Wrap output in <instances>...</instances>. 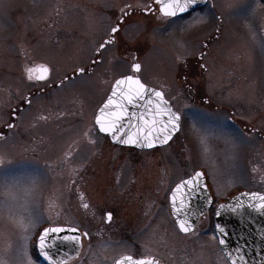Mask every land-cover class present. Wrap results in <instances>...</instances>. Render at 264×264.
<instances>
[{"label":"rangeland","instance_id":"1","mask_svg":"<svg viewBox=\"0 0 264 264\" xmlns=\"http://www.w3.org/2000/svg\"><path fill=\"white\" fill-rule=\"evenodd\" d=\"M147 1L0 0V56L5 46L12 44V36L22 35V40L17 43L19 46L13 50L15 56H21L22 68L32 61H39L38 56L45 53L52 57L57 69H73L79 59L88 52L92 53L87 42L97 41L104 27L108 26L109 30L125 3L148 5ZM213 3L215 8L207 6L198 10L205 13L206 18L192 28L186 25L190 17L160 26L155 16L140 14L141 11L137 10L140 14H134L137 27L127 30L137 33L141 38L140 43L144 49L142 80H155L161 85H167L170 80L161 76L172 78L175 72L178 74L180 64L195 57L202 49L204 38L212 36L216 26L219 27L218 40L211 44L210 53L202 59L207 73L204 76L201 74L200 80L206 86V93L198 92V95L206 94L213 100L210 102L212 107L204 103L190 105L188 102L187 109L181 113L179 134L166 149H162V155L150 158V161L156 160L157 165L162 167L166 183L200 170L213 190L214 200L220 202L227 196L255 189L260 174L264 175V3L262 0H214ZM35 34L38 35L35 38L37 41H29V36ZM32 49L36 56L33 53L29 55ZM178 56L184 59L178 61ZM119 62L116 60L112 68L115 72L110 73L111 78L121 70ZM220 74L227 75L226 82L217 87L219 90H211L209 84L213 83L209 77L213 79ZM94 75L96 77H79L71 81L64 92L71 93L80 87V93L86 101H97L100 80L104 82L108 73L101 71ZM186 75L182 92L185 91L187 96L190 90L188 85H194L198 80L190 72ZM2 79L3 69L0 67V82ZM175 104L183 108L187 106L184 101ZM5 106L0 103V123L6 115ZM220 123L225 127H217ZM204 127L214 128L218 136L221 133L234 134L236 145L226 144L224 139L216 137H210L206 145L202 144ZM14 145L13 134L0 140V154L5 156L3 168L11 173L23 172L26 176H36L37 182L32 195L27 197L25 208L14 207L12 213L7 209L0 211V250L8 244L12 245L7 252L12 264H15V249L22 242V232L13 223L11 216L17 214L27 218L32 215L40 222L47 209L45 198L49 191V181L52 180L49 174L55 175V172L50 173L49 170L47 174L31 161V164L26 163L24 169H21L16 165ZM254 165L258 168L256 172L252 170ZM142 169L141 164H125L123 181H129L133 172L138 176ZM4 191L0 187V199H4ZM20 196V203L23 204L22 192ZM155 218L166 233L174 232V224L167 213H157ZM209 243L214 263L225 264L218 246L214 241ZM30 246L29 242V250ZM205 250L208 252L207 247Z\"/></svg>","mask_w":264,"mask_h":264},{"label":"flooded vegetation","instance_id":"2","mask_svg":"<svg viewBox=\"0 0 264 264\" xmlns=\"http://www.w3.org/2000/svg\"><path fill=\"white\" fill-rule=\"evenodd\" d=\"M151 1H147L148 5L154 9L158 7L154 0ZM213 1L208 0L207 5L199 7L197 11L207 6L212 9ZM135 14L158 16V13L146 11L140 14L137 11ZM188 17L184 14L177 19ZM156 21L160 23V26L169 22L157 18ZM109 31L108 26L104 27L97 41L87 42L88 49H91L92 53L88 52L74 66V68H88L86 75L73 73L74 68L66 71L62 68L57 69L52 57L45 53L38 56L39 61H32L22 68L21 56H15L13 53L15 47L19 46L17 43L22 40V35L12 36V44L6 45L0 56V62H2L0 67L3 69L0 103L6 105V115L0 123L2 124L0 132H3L6 137L13 134L14 157L17 160L16 165H19L21 169H24L26 163L31 161L47 174L49 171L55 172V175L49 174L52 180L49 181V191L45 198L47 209L44 210L43 219L37 223L29 241L32 255L33 257L37 255L36 239L44 227L78 226L81 232L87 231L90 234L89 237L82 238L83 252L86 253L84 264H89V259H92L95 264H112L113 259L121 254L140 258L149 254L148 250H151V254L155 255L161 264H213L214 261L209 252L210 241H214L217 245V241L213 239V215L217 205L231 196H227L220 202L215 201L213 190L205 179L212 203L204 210L205 214L198 217L195 234L180 233L170 214V195L179 182L193 173L166 183L162 167L157 165L156 160L150 161V158L162 155V149L168 147L180 130L168 145L141 150L113 144L109 137L102 134L95 125L96 111L108 95L113 82L125 75L140 77L142 75V70L140 73H134L131 68L134 62L142 65L144 49L140 43L141 38L137 33L133 34L128 30L118 34L115 44L106 45L103 62L93 65L92 61L97 59L94 55L95 49L108 39ZM218 34L219 27L216 26L214 34L204 38L202 49L196 56L181 63L182 66L180 64L178 74L175 72L172 78L162 75L163 79L168 78L171 81H168L167 85H161L155 80L142 81L151 88H162L171 99L174 109L180 113L187 109L188 102L190 105L204 103L212 107L210 102L213 100L206 94L198 95V92L206 93V86L200 80L201 74L204 76L207 73L202 59L210 53L211 44L218 40ZM37 36L36 34L29 36V41L36 42ZM23 37L27 39L26 36ZM32 53L37 55L34 49L29 55ZM116 60L125 67H120L121 70L111 78L110 73L115 72L112 68ZM38 65H47L51 69L47 81L28 80L26 68H34ZM101 71L108 73V76L104 82L100 80L97 101H86L80 93V87L75 88L71 93L64 92L66 85L71 81L79 77H96L94 74L97 75ZM187 72H190L198 81L193 83L195 86L188 85L190 90L186 96L185 91L182 92V83L187 78ZM65 75L71 79L61 84ZM209 79L213 83L209 84L210 89L217 90V87H221L226 82L227 75L220 74ZM188 86L184 85L186 88ZM25 97L31 99V105L25 101ZM177 101H184L187 106L184 108L178 106L175 104ZM41 116L46 119H40ZM8 122L16 126L9 129ZM76 141L79 142L75 143ZM66 153L69 154L67 160ZM54 163L56 165L50 168ZM125 164L131 166L141 164L143 169L138 176H135L134 172L131 173L130 180L124 182L122 175ZM257 183L258 187L249 192L264 194V181L261 180V174ZM81 193L84 194L83 202L90 205L89 209L82 207ZM190 199L193 213L205 207L200 196L194 198L190 196ZM49 200L56 201L54 210L49 208ZM103 209L113 211L111 222L103 218L101 211ZM157 213H167L169 220L174 224V232L166 233L165 229L156 222ZM89 244L96 253L95 256L88 252ZM206 247L208 252L205 250ZM220 255L224 260L223 255L221 253ZM39 264H44L40 258ZM70 264H76V262L73 261Z\"/></svg>","mask_w":264,"mask_h":264},{"label":"snow or ice","instance_id":"3","mask_svg":"<svg viewBox=\"0 0 264 264\" xmlns=\"http://www.w3.org/2000/svg\"><path fill=\"white\" fill-rule=\"evenodd\" d=\"M155 9L151 5L141 3H125L119 9L113 25L110 26L108 39L95 49L94 55L97 59L92 61L93 65L102 63L106 45H113L117 42V36L128 28L137 27L134 22V14L137 10L141 12L158 13L157 19L167 20L170 23L175 22L177 18L187 14L190 19L186 21L188 28L195 27L202 23L206 14L197 11L201 4L207 5V0H154ZM216 5L213 3L212 8ZM181 30H184L183 28ZM184 58L177 57L178 61ZM134 73H140L142 65L134 62L131 65ZM27 78L30 81H47L50 76L51 69L47 65H38L34 68H26ZM73 73L86 75L88 68H74ZM71 77L65 75L61 84ZM25 101L31 105V99L25 97ZM127 105L138 107L141 110L129 114ZM40 119H46L41 116ZM182 117L178 110L174 109L171 99L167 97L165 91L156 88H150L144 83L139 75H125L115 80L111 95L108 96L104 105L99 109V114L95 117V125L99 131L111 136L112 140L125 145H135L139 147L152 148L155 145H165L172 138L173 134L181 128ZM14 123L8 122L9 129L14 128ZM219 128L225 127L223 123L217 125ZM201 143L206 145L210 137L224 139L226 144L236 145V137L234 134L221 133L219 136L214 128L204 127L202 129ZM6 135L0 132V140L6 139ZM243 142V141H241ZM207 150V148H205ZM68 153L65 154L67 160ZM5 156L0 154V187L5 189L0 199V211L7 209L10 213L14 207L25 208L27 197L32 195L33 188L36 185V176H26L23 172L11 173L8 169L3 168ZM253 172L258 171L257 166H253ZM75 171V169H73ZM204 174L195 172L188 179L182 180L172 190L170 196L171 215L175 217L174 224L180 233L185 235L189 233L195 234V224L192 216L196 213L192 212L190 196L192 193L207 189V185L203 184ZM264 181V175H261ZM23 193L24 203L21 204L20 193ZM246 199L237 198L234 204L220 205L219 209L229 208L235 215L244 216L245 210H251L260 216H264V194L259 192H250L242 194ZM82 207L89 209L90 205L84 203V194H80ZM206 204H211V197L205 198ZM56 201L49 200V208L55 209ZM216 211V215H220V210ZM103 218L111 222L113 219V211L109 209L101 210ZM58 214V213H57ZM199 215H204V211L199 210ZM95 215V212H93ZM13 223L20 228L22 232L21 244L15 249V264H39V258H43L44 264H70L75 261L76 264H84L86 253L83 252V237H89L87 231L81 232L78 226H49L44 227L38 235L36 248L38 249L36 257H33L29 250V241L31 235L37 226V219L32 215L27 218L23 215L13 214L11 216ZM243 222V220L241 221ZM261 237L264 238V228L258 229ZM68 233H72L69 235ZM100 235V233H97ZM229 233L226 227L220 223L215 224L213 239L217 241L220 250L224 254L225 264H247L239 244L232 249L229 245ZM71 244L73 246V254L63 250V245ZM106 247V245H102ZM12 245L8 244L6 248L0 250V264H12L7 257V252L11 250ZM149 254L140 258L132 255L121 254L118 258L113 259L112 264H161V261L148 250ZM88 252L95 256L91 244L88 246ZM89 264H95L89 259Z\"/></svg>","mask_w":264,"mask_h":264},{"label":"water","instance_id":"4","mask_svg":"<svg viewBox=\"0 0 264 264\" xmlns=\"http://www.w3.org/2000/svg\"><path fill=\"white\" fill-rule=\"evenodd\" d=\"M202 6H204V4H201L199 7H202ZM114 83H113V85H114ZM113 85H112V88H113ZM112 88H111L108 96L111 95ZM108 96H107V98H108ZM107 98L102 103V105L98 108L96 115L99 114V109L104 105ZM126 107L128 108L129 114H131L132 112H138L141 110L138 107H132L130 105H127ZM98 130H99V128H98ZM176 133H174L173 136ZM102 134L108 135L106 133H102ZM108 137L113 144H117V145H121V146H125V147H134V148L141 149V150L151 149V148H147V147L142 148V147L135 146V145L120 144V143L113 141L110 135H108ZM161 146H164V145L157 144L154 147H161ZM154 147H152V148H154ZM199 172H201V171H199ZM188 178H186V179H188ZM202 183L206 184L204 177H203ZM244 193H250V192H240V193L234 195L229 200L219 204L215 210V213L219 209L220 205L234 204L236 202L237 198L246 199V197H243V195H242ZM191 196L193 198L200 196L203 199V203L205 204V207H203L199 210L204 211L206 209V207L209 205V204L205 203V198L210 197L207 189L204 190L202 187L201 190L192 193ZM219 210H220L219 216H217L214 213V227H215V224H217V223H220L226 227V229L229 233L228 239H229L230 247L232 249H235L237 244H239L242 248V253L244 255L245 260L247 261V264L264 263V238L261 237V234L258 231V229L264 228V216H260L255 212H251V210H245L243 217H240L238 214L234 215L231 212V210L227 207H225L223 209H219ZM198 211L196 212V215L192 216V220H193L194 224L196 223V221L199 217ZM173 218L175 220L174 216H173ZM242 220H243V222H241ZM68 234L71 235L72 233H68ZM37 240H38V237H37ZM63 250L68 252L69 254H73V246L71 244L63 245ZM37 252H38V249H37ZM40 259L43 261V258H40Z\"/></svg>","mask_w":264,"mask_h":264}]
</instances>
